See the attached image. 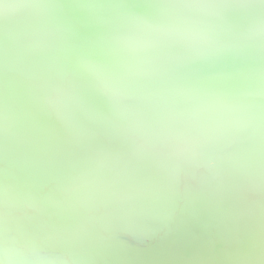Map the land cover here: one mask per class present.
I'll list each match as a JSON object with an SVG mask.
<instances>
[{
	"label": "clouds",
	"instance_id": "obj_1",
	"mask_svg": "<svg viewBox=\"0 0 264 264\" xmlns=\"http://www.w3.org/2000/svg\"><path fill=\"white\" fill-rule=\"evenodd\" d=\"M264 264V0H0V264Z\"/></svg>",
	"mask_w": 264,
	"mask_h": 264
},
{
	"label": "water",
	"instance_id": "obj_2",
	"mask_svg": "<svg viewBox=\"0 0 264 264\" xmlns=\"http://www.w3.org/2000/svg\"><path fill=\"white\" fill-rule=\"evenodd\" d=\"M190 255L189 250L181 249L177 251L165 245L149 248L143 252L144 264H183V261L177 257Z\"/></svg>",
	"mask_w": 264,
	"mask_h": 264
}]
</instances>
